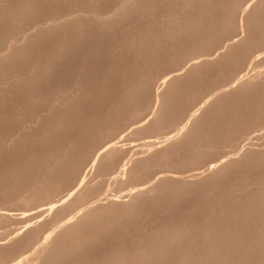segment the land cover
<instances>
[{
    "label": "rangeland",
    "instance_id": "1",
    "mask_svg": "<svg viewBox=\"0 0 264 264\" xmlns=\"http://www.w3.org/2000/svg\"><path fill=\"white\" fill-rule=\"evenodd\" d=\"M0 264H264V0H0Z\"/></svg>",
    "mask_w": 264,
    "mask_h": 264
}]
</instances>
